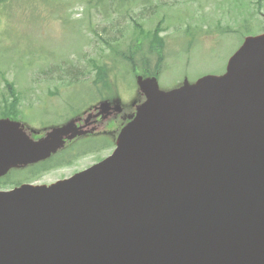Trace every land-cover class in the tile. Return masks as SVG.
<instances>
[{
	"label": "water",
	"instance_id": "95a60500",
	"mask_svg": "<svg viewBox=\"0 0 264 264\" xmlns=\"http://www.w3.org/2000/svg\"><path fill=\"white\" fill-rule=\"evenodd\" d=\"M137 83L145 100L108 157L0 191V264H264V32L221 75ZM78 121L33 139L0 118V176L87 133Z\"/></svg>",
	"mask_w": 264,
	"mask_h": 264
},
{
	"label": "rangeland",
	"instance_id": "374dc122",
	"mask_svg": "<svg viewBox=\"0 0 264 264\" xmlns=\"http://www.w3.org/2000/svg\"><path fill=\"white\" fill-rule=\"evenodd\" d=\"M258 1L125 0L118 6L121 0L107 4L99 0H9L0 5V103L6 93L5 77L15 85L19 116L28 122L26 126L42 131L61 125L101 101L93 84L91 58L105 62L108 68L109 82L101 89L102 96L114 102L118 95L126 114L132 103L141 101L136 74L107 42H117V49L127 52L136 37H143L142 29L157 28L164 39L158 83L168 89L184 78L193 82L206 74L223 73L244 37L263 31L264 3L260 7ZM146 44L143 40V49ZM147 57L153 67L155 59ZM103 138L108 140L106 149L33 182L51 183L107 156L113 148V133ZM12 177L22 179L19 171L12 172Z\"/></svg>",
	"mask_w": 264,
	"mask_h": 264
},
{
	"label": "trees",
	"instance_id": "16d2710c",
	"mask_svg": "<svg viewBox=\"0 0 264 264\" xmlns=\"http://www.w3.org/2000/svg\"><path fill=\"white\" fill-rule=\"evenodd\" d=\"M9 0H0V5L6 4ZM113 0H111L112 2ZM122 1V0H121ZM99 2L111 3L109 0H99ZM128 2H132V0H128ZM124 4V1H122V4L118 6H122ZM135 26L138 29L140 26L135 21ZM138 26V27H137ZM143 37L142 38H135L134 43L129 44L127 52L121 51L120 49H117L116 46H119V43L114 42L115 45H111V42H107V45L110 47H113L114 52L120 53L127 63L130 65L132 71L136 73L139 71L140 73L144 75H155L160 71V66L162 64V58H163V50L162 47H164V39L158 35V29L154 30H141ZM143 40H146V49H143L142 44ZM139 55V56H137ZM147 55H151L155 59V64L153 67L149 66L147 64L148 57ZM90 63L95 68V78L93 80V84L98 90V94L102 96L101 89H106L108 86V80H107V66L105 62H99L97 60L90 58ZM141 65V66H138ZM2 82L5 86V94L1 97V103H0V116L1 117H18L20 115V111L18 110V101H19V95L15 88V85L12 81L6 79L5 77H2ZM73 83V82H72ZM63 156L60 155L55 160L54 157L48 159L47 161L41 162L39 164H36L33 169L30 170V168L26 169L28 171L25 172L26 176H28V180L32 179L34 177L40 176V174L51 167H55L58 165H61L63 163L62 161ZM11 181L9 178L7 179H0V185H7Z\"/></svg>",
	"mask_w": 264,
	"mask_h": 264
},
{
	"label": "flooded vegetation",
	"instance_id": "af4514ba",
	"mask_svg": "<svg viewBox=\"0 0 264 264\" xmlns=\"http://www.w3.org/2000/svg\"><path fill=\"white\" fill-rule=\"evenodd\" d=\"M136 103H132L130 111L126 114L123 113V108L120 113L111 110L109 113L102 111L96 112L99 113L97 116H95L96 114H91L89 116L91 130L87 134L77 136L69 142L73 147L71 150L72 155L66 157V159H69V164L66 167L73 166L81 159L82 154L85 155L89 152L88 150H90L92 142L95 143L99 140L105 141L102 137L107 136L108 133H113V137L115 138L119 129L131 118L130 116L134 112V105ZM78 124H84V122Z\"/></svg>",
	"mask_w": 264,
	"mask_h": 264
}]
</instances>
